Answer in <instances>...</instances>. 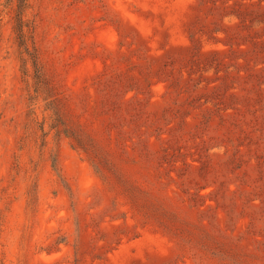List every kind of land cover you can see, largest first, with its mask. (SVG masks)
Instances as JSON below:
<instances>
[{"label":"rangeland","instance_id":"obj_1","mask_svg":"<svg viewBox=\"0 0 264 264\" xmlns=\"http://www.w3.org/2000/svg\"><path fill=\"white\" fill-rule=\"evenodd\" d=\"M30 3L88 151L0 0V264H264V0Z\"/></svg>","mask_w":264,"mask_h":264},{"label":"trees","instance_id":"obj_2","mask_svg":"<svg viewBox=\"0 0 264 264\" xmlns=\"http://www.w3.org/2000/svg\"><path fill=\"white\" fill-rule=\"evenodd\" d=\"M3 10L5 14L12 13L11 31L15 36L19 60L25 66L28 60L29 66L32 70V92L36 96L43 95L45 103V110L49 112L51 117L50 129L55 133H62L69 138L73 144L82 150L88 151L83 138L77 132L71 130V127L64 124V116L61 114V99L51 98L55 86L50 80L48 71L45 69V63L42 61L40 51L36 48L33 42V15L30 14L31 3L30 0H4ZM28 15L30 19H28ZM63 106V105H62Z\"/></svg>","mask_w":264,"mask_h":264}]
</instances>
